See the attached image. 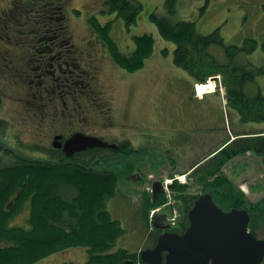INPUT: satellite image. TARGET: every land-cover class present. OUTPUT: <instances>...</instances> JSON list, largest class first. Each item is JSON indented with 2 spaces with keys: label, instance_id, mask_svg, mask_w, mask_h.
<instances>
[{
  "label": "trees",
  "instance_id": "16d2710c",
  "mask_svg": "<svg viewBox=\"0 0 264 264\" xmlns=\"http://www.w3.org/2000/svg\"><path fill=\"white\" fill-rule=\"evenodd\" d=\"M69 1L10 0L5 20H12L13 31L19 36H26L28 41L0 44L6 45V50L9 46L12 50H18L13 58L19 54L15 64L19 71L25 69L31 73L40 61L53 64L58 58L56 51L67 50L74 43L67 16ZM105 4L108 11L114 12L126 26L136 23L143 9L140 0H105ZM164 7L165 15L151 11L147 17L156 25L160 36L174 44V65L187 71L196 83H205L209 77L220 75L225 88L226 105L235 108L245 122L264 120V94L259 89L256 92L248 89L257 75L264 72V67L241 62L239 57H234L240 48L224 45L218 29L200 34L195 21L172 17L175 0H165ZM75 12L80 11L75 9ZM32 19L34 23L30 24ZM88 24L94 39L99 41L90 43L104 45L109 58L128 72L142 68L145 59L153 51L149 33L132 35L134 48L125 52L120 50L111 35V21L101 22L97 15L91 14ZM256 44L246 42L248 47H244V50L251 52ZM213 46L223 47L229 58L222 60L219 53L213 51ZM162 53L167 54L168 49H162ZM52 56L55 61L48 58ZM3 58L2 61L12 66V58ZM4 71H0V80L9 84L12 76ZM21 79V85L28 89L27 93L33 85L38 89V79H34L33 83L26 75ZM36 93L40 91L36 90ZM3 125L4 117H0V132ZM4 140V144L0 145V264H34L52 253L73 247L85 249L86 260L83 263L63 261L59 264H121L126 258H137L136 252L126 248L113 249L125 229L107 208V201L121 189V181L127 180L116 166L119 161L124 164L127 176L137 171L138 183L146 180L140 169L142 158L126 171L131 164L128 158L138 150L126 148L122 151V158H119L114 148L94 147L67 156L54 146H46L40 151L41 157H34ZM249 149L257 153L264 152V135L237 138L198 164L188 173L189 181L183 184L177 180L173 182V197L182 203L180 220L187 221V212L194 199L201 193L209 192L214 202L224 210L247 209L251 216L249 228L255 233V217L262 212L264 199L256 203L249 202L239 186L221 170L227 162ZM95 151L114 153L115 164L110 157L112 155L83 158L85 153L94 154ZM192 186L202 191L188 193ZM143 194L148 220L150 210L164 203L166 196L163 192L156 197L147 192ZM18 217L22 218L20 224L13 222Z\"/></svg>",
  "mask_w": 264,
  "mask_h": 264
},
{
  "label": "rangeland",
  "instance_id": "374dc122",
  "mask_svg": "<svg viewBox=\"0 0 264 264\" xmlns=\"http://www.w3.org/2000/svg\"><path fill=\"white\" fill-rule=\"evenodd\" d=\"M140 1L143 3V9L137 17V22L130 26H126L114 12L108 11L105 0L69 1L67 16L74 43L82 45L86 42H99L94 39V33L88 24V17L92 14L97 15L101 22L111 21V35L120 50L125 52L132 50L134 48L132 35L142 33H149L154 45L143 67L128 72L109 58L108 50L104 45L97 43L96 49L100 59L98 62L101 66V75L98 80L99 82L104 80L103 99L87 100L81 109L72 111L70 114L72 117L63 116L62 113L59 115L58 110L62 107L52 98L47 99L48 95H54L52 92L48 93L44 90V98L40 99L35 85L31 87L30 93H27L28 89H24L20 81L22 79L19 77L12 76L9 78V81L11 79L9 84L5 86H3L5 80H0V84H3L0 87L7 88L6 93L2 95L0 110V115L4 116L5 140L27 155L41 157L40 151L46 146H51L46 135L51 133V129L66 125V119L72 121L69 127H72L73 131L83 130L86 134L97 136L105 141L114 142L115 139H125L135 148H141L147 144L152 148V152L156 149L163 155L162 149L172 152H170V158L174 161L171 162V159L165 158L169 167L162 164L163 166L159 169L153 168L157 160L160 161L163 157L152 154L153 161L150 162L153 164L152 168L148 162L140 168L146 179L140 184L135 172L132 171L127 176L124 164L121 161L116 164L123 178L127 180L121 181V189L107 201V208L115 218L120 220L125 229L113 249L123 247L131 252H137L152 245L149 237V219L147 220L143 204V192L152 196L150 183H146L150 180V175L157 181L164 175L170 178L168 173L173 172L174 175H182L180 181L183 180L184 183L185 180L189 181L188 168L223 145L231 138V134L235 135V131L237 134H240L238 131L243 129H248L244 133L264 132V120L245 122L241 120L235 108L224 103L225 88L221 77L216 80L214 93L205 96L202 100L195 98L193 85L196 82L187 71L173 63L174 44L162 38L156 25L147 17V13L151 11L165 15V0ZM9 4L10 0H0V10H3L0 13V42H27L26 36H19L13 31L12 20H5L4 15L7 14L6 8ZM75 9L80 12L76 13ZM172 17L195 21L196 29L200 34H208L218 29L224 45L240 48L234 57H239L241 62H250L264 67V0H175V12ZM33 23L32 19L30 24ZM249 38L252 40H246ZM246 42H257L255 49L251 52L245 51L244 47H248ZM166 48L168 53L163 54L162 49ZM212 49L215 53L216 51L219 53L222 60L229 58L223 47L213 46ZM32 72L35 73L34 70ZM32 79L33 81L34 79L43 80L48 89L55 82L48 76L32 77ZM248 89L253 92L259 89L264 94V72L257 75ZM69 113L70 111H67L66 114ZM249 152V155L245 153L235 156L221 170L239 186L249 202L256 203L264 199L262 164L264 157L261 159L258 155L257 157L251 151ZM93 153H85L83 158L94 159L100 158L101 154H105V157L112 155L110 157L115 164L114 153L108 151ZM140 154L131 153L128 158L131 164L127 166L126 171L129 166L135 165V162L142 158ZM116 155L122 158L124 154L117 152ZM104 160L107 159L104 158ZM245 162L253 165L256 173L253 171L251 174L243 175V172L247 170ZM183 174L187 175L183 177ZM201 191V188L192 186L187 192L196 194ZM172 198L171 202L167 200L168 206L172 207L171 210H166L167 212L161 210L159 213L171 214L170 211H176L177 218L180 220L182 203ZM262 208V212L255 217L257 222L255 234L258 238L264 239V207ZM21 219L15 218L13 222L20 224ZM150 224L153 226V222ZM86 258L85 249L73 247L52 253L34 264H59L63 261L83 263Z\"/></svg>",
  "mask_w": 264,
  "mask_h": 264
},
{
  "label": "water",
  "instance_id": "95a60500",
  "mask_svg": "<svg viewBox=\"0 0 264 264\" xmlns=\"http://www.w3.org/2000/svg\"><path fill=\"white\" fill-rule=\"evenodd\" d=\"M55 136L53 145L62 147L67 156L88 148H114V142L75 132L64 142ZM161 191L159 182L153 192ZM250 215L245 208L223 210L209 192L194 199L187 212L188 226L181 234L164 230L153 248L140 251L148 264H260L264 260V239L249 231ZM166 229V226H161ZM163 252H166L163 256ZM121 264H136L131 258Z\"/></svg>",
  "mask_w": 264,
  "mask_h": 264
},
{
  "label": "flooded vegetation",
  "instance_id": "af4514ba",
  "mask_svg": "<svg viewBox=\"0 0 264 264\" xmlns=\"http://www.w3.org/2000/svg\"><path fill=\"white\" fill-rule=\"evenodd\" d=\"M13 46L15 47L16 44ZM95 47L96 45L91 44L90 42H86L82 45L73 43L69 45V48L67 50L56 51V55L58 56L56 61H55L54 56L48 57V58L53 59V61H55L53 64L51 63L48 64V63H45L44 61H40V63L36 64L35 67H33L34 72H35L33 74V77L39 78V77L48 76L50 80L55 81L53 83V86H49V89H48L47 86L44 85V83L42 82L43 80L38 79V82H37L38 89L36 90L40 91L39 93L40 99L44 98V95H45V93L43 92L44 90L48 93L52 92L54 94L53 96L48 95L47 99L52 98L54 101L58 102V104L62 107L61 109L58 110L59 115H61L62 113L63 116L72 117L70 116L72 111H77V109L79 110V108L81 109V106L83 105V103L87 102V100L95 101V100H99V98L103 99V94L105 93L104 90H102L104 86V80H101V82H99L98 80V77L101 75V66L99 65V62H98L100 61L99 56H98L99 53ZM17 51L18 50H12L10 46L6 50V45L0 44V71L2 69H5L4 73H9L10 76L19 77V78L26 75L27 78L29 77L31 79L30 82H33L32 77H30L31 73L28 70L24 69L23 71H19L18 66H15L19 54H17L15 58H13V55ZM2 57H4L3 60H7V58H12L11 59V62H13L12 66H8L6 62L2 61ZM15 70H17L18 72ZM6 84L7 83L5 82L3 86H5ZM6 90L7 88L0 87V95H1L0 96L1 97L0 110L2 108V95L4 94V92L6 93ZM80 92L84 93L83 100H82L83 98L82 93ZM104 97L106 96L104 95ZM73 100L76 101V103H74ZM49 103L50 101L47 103V105ZM67 111H70V113L66 114ZM0 117L3 118L4 116L0 115ZM71 123H72L71 120L66 119V125L61 126L58 129L55 128L53 129L54 131L51 129V133L46 135L49 142H51V146H53V141H54L55 136H61L59 140L61 142H64L74 132H83L86 134V132H84L83 130L73 131L72 127H69ZM3 129H1V132H0V145L1 146L3 143L2 140L5 139V136H4L5 131H3ZM244 136L247 137V135H244ZM139 142L140 141H138L137 143ZM115 143H117V147L115 148L116 152L123 153L122 151H125L126 148H134L135 150H138L139 152H133V153H141L140 154V157H142L141 168L147 162L152 168L153 164H150V162L153 161L152 154H158L162 156L163 157L162 160H164L165 158L167 159L169 158L171 159L170 160L171 162L174 161L172 158H170L172 152L168 149L166 150L162 149V151L164 152V155H163L161 151H158V149H156L157 151L155 150L154 152H152L151 150L152 148H150V146L147 144L141 146V148H135V147H132L131 143L125 139L124 140L115 139ZM55 149H59L60 151L63 152L62 147H58ZM141 149H144L145 152L142 153V151L144 150H141ZM85 151H87V149ZM259 156H264V153H261ZM162 160L160 161L157 160L158 162L155 164V167L153 169H155L156 167L159 169V167L163 166L164 164L167 165L165 160L164 162ZM198 164H199V161L193 163L190 170L192 171L196 166H198ZM167 166L169 167V165ZM170 167L172 168V166ZM135 173L137 174V176L139 175L137 171ZM168 175L173 177L174 173L170 172L168 173ZM165 176L166 175L162 176V178H159L158 179L159 182L163 181ZM150 177L153 182L154 181L153 176L150 175ZM172 185L173 183L170 184V187H169L170 192L168 194L171 199L173 197V190L171 187ZM162 189L163 191L158 193V195L161 194L162 192L165 194L163 184H162ZM166 189H168V187H166ZM153 218H154L153 227L151 228L152 225L151 224L149 225L150 226L149 227V237L152 242V245L150 246V248H153L155 246L157 238L162 231L168 230L170 232H176V233L181 234L187 228V221L183 219L179 220L178 223L175 224L174 227L171 226V222H169V220L166 217V213L164 212L154 215ZM161 226H166V229H161ZM165 254L166 252H163V256H165ZM136 256H137V258L135 259L136 264H148V262L142 261L140 259L139 254ZM164 261L165 259H163L162 264H164Z\"/></svg>",
  "mask_w": 264,
  "mask_h": 264
},
{
  "label": "crops",
  "instance_id": "0c3cea01",
  "mask_svg": "<svg viewBox=\"0 0 264 264\" xmlns=\"http://www.w3.org/2000/svg\"><path fill=\"white\" fill-rule=\"evenodd\" d=\"M192 82H194V81H192ZM193 85V84H192ZM193 90H194V88H193ZM212 92H209V93H206V94H204L202 97L201 96H199V95H196L195 94V98L197 99V100H202V99H204V97L205 96H207V95H210ZM264 130V129H263ZM248 131V129H243V131H238V133H244V132H247ZM235 134H236V131H235ZM231 137H234V135L233 134H231ZM250 154V152L248 151L247 153H246V155H249ZM260 154H258V156H259ZM255 156H257V155H255ZM257 156V157H258ZM259 157H261V159L264 157V156H259ZM246 164V166H245V168L247 169L246 170V172H243V175H245L244 173H246V175H248V174H251V172H253L254 171V169H255V167H253V165H250L249 163H247V162H245ZM263 164V167H264V163H262ZM244 169V168H243ZM255 172V171H254ZM256 173V172H255ZM239 177H240V174H239Z\"/></svg>",
  "mask_w": 264,
  "mask_h": 264
},
{
  "label": "bare ground",
  "instance_id": "6f19581e",
  "mask_svg": "<svg viewBox=\"0 0 264 264\" xmlns=\"http://www.w3.org/2000/svg\"><path fill=\"white\" fill-rule=\"evenodd\" d=\"M214 86H215V84L211 80H209V81H207L205 83L197 84V94L200 95L204 91L212 92L211 90H213Z\"/></svg>",
  "mask_w": 264,
  "mask_h": 264
},
{
  "label": "built area",
  "instance_id": "2783aa9c",
  "mask_svg": "<svg viewBox=\"0 0 264 264\" xmlns=\"http://www.w3.org/2000/svg\"><path fill=\"white\" fill-rule=\"evenodd\" d=\"M172 219H174V218H172Z\"/></svg>",
  "mask_w": 264,
  "mask_h": 264
}]
</instances>
